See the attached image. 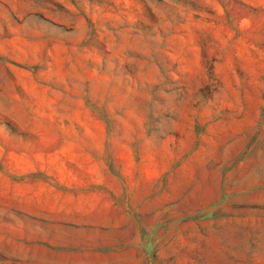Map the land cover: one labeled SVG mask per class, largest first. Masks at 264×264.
I'll list each match as a JSON object with an SVG mask.
<instances>
[{"label":"rangeland","instance_id":"1","mask_svg":"<svg viewBox=\"0 0 264 264\" xmlns=\"http://www.w3.org/2000/svg\"><path fill=\"white\" fill-rule=\"evenodd\" d=\"M0 264H264V0H0Z\"/></svg>","mask_w":264,"mask_h":264}]
</instances>
